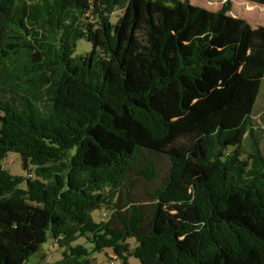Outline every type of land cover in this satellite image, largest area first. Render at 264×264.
I'll return each instance as SVG.
<instances>
[{
	"label": "trees",
	"instance_id": "1",
	"mask_svg": "<svg viewBox=\"0 0 264 264\" xmlns=\"http://www.w3.org/2000/svg\"><path fill=\"white\" fill-rule=\"evenodd\" d=\"M231 10L0 0V264H27L48 233L60 258L38 264H264V26Z\"/></svg>",
	"mask_w": 264,
	"mask_h": 264
},
{
	"label": "rangeland",
	"instance_id": "2",
	"mask_svg": "<svg viewBox=\"0 0 264 264\" xmlns=\"http://www.w3.org/2000/svg\"><path fill=\"white\" fill-rule=\"evenodd\" d=\"M191 4L198 5L200 7H203L205 9L215 11L220 8L221 4L220 0H189ZM232 10L230 12L231 15L237 16V17H244L251 25L254 26H264V11L260 9L257 6H254L253 4L249 3H240L238 4L236 0L232 2ZM119 13H115L111 17V21L115 22L116 19L115 17ZM191 31L185 32L183 35H180V44L186 48H190V39L192 34L189 33ZM173 38V37H172ZM169 41V44L167 46V57H168V64L170 71H172L176 65V57L174 54V47H173V40ZM90 50V46L86 44L84 41H79L77 43V52L78 53H83L87 52ZM217 76H220L218 74ZM220 78L218 77V80ZM154 106L156 108H161V103L159 100H156L154 102ZM264 112V74L261 76L260 83H259V88L258 92L255 96V99L253 101L252 105V120L253 122L258 125V128L260 129V134H261V146L264 148V117L262 116V113ZM246 144V142H245ZM2 165L4 169L9 171L12 175H27L21 167V163L19 160V157L14 154V153H9L7 157L2 161ZM31 176L33 177V174L31 173ZM171 210L167 209L163 213H166L167 215H170ZM176 212V211H175ZM102 212L100 211H94L92 213L93 219L98 222L100 218V214ZM90 235H87L86 238H81L79 239L75 244L77 245H83L86 248L90 249L91 244H90ZM130 246L134 247V242L132 240L129 241ZM185 244V242L183 243ZM190 250V249H189ZM60 248L53 242L50 234H47V241L45 244L42 245L40 250L32 255L28 259V264H38L41 262V260H44L45 262H54L60 258ZM112 258V252L110 250H104L103 252L99 254H95L93 256V262L95 264H109V259ZM129 264H139L135 259L129 258L128 259Z\"/></svg>",
	"mask_w": 264,
	"mask_h": 264
},
{
	"label": "built area",
	"instance_id": "3",
	"mask_svg": "<svg viewBox=\"0 0 264 264\" xmlns=\"http://www.w3.org/2000/svg\"><path fill=\"white\" fill-rule=\"evenodd\" d=\"M107 218H108V213L102 212L100 214V220L101 221H105ZM109 264H119V262L117 260H115V259H112V260L109 261Z\"/></svg>",
	"mask_w": 264,
	"mask_h": 264
},
{
	"label": "crops",
	"instance_id": "4",
	"mask_svg": "<svg viewBox=\"0 0 264 264\" xmlns=\"http://www.w3.org/2000/svg\"><path fill=\"white\" fill-rule=\"evenodd\" d=\"M204 1H208V0H204ZM225 0H220V3H223ZM231 2H233L234 0H230ZM237 1V3L238 4H240V3H249V2H246V1H242V0H236ZM249 4H253V3H249ZM254 6H257V7H259L260 9H262L263 11H264V6H261V5H256V4H253ZM232 7H233V5H232ZM241 17V16H240ZM241 18H243V19H245L244 17H241ZM246 20V19H245ZM247 21V20H246ZM251 24V23H250ZM252 26H254V25H252ZM28 264V263H27Z\"/></svg>",
	"mask_w": 264,
	"mask_h": 264
}]
</instances>
